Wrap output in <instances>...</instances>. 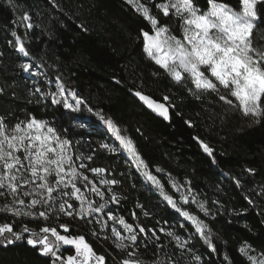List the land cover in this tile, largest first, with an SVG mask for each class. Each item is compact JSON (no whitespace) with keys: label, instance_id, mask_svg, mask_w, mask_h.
Instances as JSON below:
<instances>
[{"label":"trees","instance_id":"obj_1","mask_svg":"<svg viewBox=\"0 0 264 264\" xmlns=\"http://www.w3.org/2000/svg\"><path fill=\"white\" fill-rule=\"evenodd\" d=\"M14 3L15 7L0 0L3 53L0 88L4 89L0 94V115L10 125L30 117L47 121L63 138L72 141V150L85 157L92 155L93 159L87 160L89 168H105L108 179L120 181L112 186L119 203L109 198L106 210L123 216L134 226L145 227L148 235L140 233L137 243L146 264H152L153 260L170 264L169 257L178 264H198L193 253L202 257V264H229L225 254L231 264H248L238 251L245 241L258 252H264V195H260L264 188V122L250 126V120L238 111L226 110L227 106L215 94H205L197 100L187 89L175 84L144 53L141 29L150 31V25L125 0H14ZM24 12L31 18L28 21L33 24L31 29L25 27L28 22L20 20ZM157 14L161 23L170 24L175 32L176 22ZM13 31L24 40L29 57H24L18 46L14 47ZM262 36L264 33L256 39L259 41ZM25 62L32 63L42 75L27 76L19 67ZM56 82H63L87 102L80 113H72L79 119L69 121L65 115L69 110L53 104L45 95L56 91ZM137 90L164 103L167 102L163 96H169L175 105L169 108L170 119L150 112L135 97ZM88 107L112 119L135 142L148 170L178 203L182 204L180 196L187 194L188 187L193 190L191 195L204 203L208 214L200 211L198 204L183 207L208 224L216 252L195 234L191 223L183 222L158 189L146 183L123 153L102 146L108 142V135L100 130L99 117L87 112ZM187 121H191V126ZM200 140L214 149L212 156L203 151ZM248 168L255 172L249 173ZM237 179L241 182L239 186ZM173 183L184 187L177 191ZM246 197L254 201V207ZM96 201L102 202L97 197ZM3 204L4 198L0 197V207ZM3 222L12 223L17 231L24 224L36 231L45 225L56 226L63 234L66 233L58 225L67 223L73 235H85L97 253L106 256V264H121L125 257L111 240L90 235V229L99 232L94 223L85 224L65 215H60L58 221L54 216L44 221L0 212V223ZM161 228L188 236L193 253L179 249L174 239L167 236L168 231H160ZM153 231L159 237L155 243ZM28 235L24 233L25 239L7 248L0 246V264H50L49 258L27 244ZM159 245L164 247L158 248ZM62 251L73 253L70 247Z\"/></svg>","mask_w":264,"mask_h":264},{"label":"snow or ice","instance_id":"obj_2","mask_svg":"<svg viewBox=\"0 0 264 264\" xmlns=\"http://www.w3.org/2000/svg\"><path fill=\"white\" fill-rule=\"evenodd\" d=\"M7 2L15 7L14 0ZM125 2L150 25V31L141 29L144 53L175 84L187 89L197 100L202 99L205 94H215L219 101L227 106L226 110L238 111L242 117L250 120V126L264 122V36L259 41L256 39L257 35L264 33V0H125ZM153 7L156 12H153ZM157 13L176 22L175 32L170 24L161 23ZM30 19L27 12L20 17L22 22H28ZM25 27L31 29L33 24L28 22ZM81 27L83 28V25ZM12 35L15 37L14 47L18 46V51L24 57H29L30 52L25 47L22 37L15 31ZM0 56H3L2 52ZM19 67L30 75H42L34 70L32 63H21ZM59 79L57 77L58 81ZM116 82L120 83L119 80ZM3 92L4 89L0 88V94ZM45 95L51 98L53 104L62 105L69 110L65 114L69 121L79 119L72 113H80L81 106L87 104L83 97L67 88L63 82L57 84L55 92H48ZM134 95L148 109L165 120L170 119L169 108H174L175 105L171 103L169 96H163V101L167 102L164 103L140 90L135 91ZM87 112L93 113L103 121L119 141V149L126 153L136 169L138 171L143 169L142 175L145 179L159 190L160 195L172 209L191 223L195 234H198L208 248L216 252L217 248L212 241L208 224L199 215L183 207L190 203L198 204L200 211L208 214L209 210L204 203L191 195L193 190L188 187L187 194L182 193L180 196L182 204L178 203L173 195L165 191L160 179L148 170L149 166L139 153L135 142L123 134L118 124L100 112H93L91 107L87 108ZM187 123L191 126V121ZM199 143L203 151L212 156L214 149L203 140ZM71 146L72 141L63 138L56 128L45 120L30 117L10 125L6 117L0 115V197L4 198L0 212L10 213L14 217H30L37 220L43 218L44 221L52 219L53 216L58 221L60 215L79 219L85 224H92L95 221L100 225V232L93 228L90 229V235L96 239H100V234L109 227L107 220H101L96 215L103 213L113 222L111 235H104L103 238L111 240L115 249L125 253L121 264H146L141 258L137 243L140 233L148 235L145 227L138 224L134 226L123 216H113L111 210L104 213L110 201L119 203L118 194L113 192L112 186L119 184L120 181L104 178L107 172L105 168H89L82 161L84 159L91 161L92 155L86 158L75 156ZM102 146L111 152L118 151L116 147L110 148L108 144ZM83 170L100 176L99 184L105 188L101 189ZM157 171L162 169L157 168ZM247 171L254 173L255 169L248 168ZM78 183L103 202L98 203L86 195L82 187L77 186ZM240 183L237 179L236 184L239 186ZM173 187L179 191L184 185L178 186L173 183ZM106 193H112L110 201L105 199ZM260 195H264V188L261 189ZM246 199L249 205L255 206L252 199L247 197ZM242 211L246 212L247 209ZM132 215L135 216V213ZM144 215L147 216L148 213L145 212ZM117 224L122 227L117 228L115 226ZM58 227L66 234H61L56 226L48 225L36 231L24 224L22 229L17 231L12 223L3 222L0 223V246L7 248L25 239L24 233H29L27 244L36 249L41 256L49 258L50 264H106V256L98 254L85 235H73L67 223H59ZM160 231L164 229L161 228ZM125 232L127 235H124ZM166 234L173 237L179 249L193 253V248L189 247L190 239H182L171 231ZM152 236L155 237L152 243L159 240L154 231ZM66 246H70L73 254H65L62 251ZM143 246L146 248L147 244ZM238 251L248 264H264V252H258L246 241L239 246ZM193 258L198 264H202L200 255L193 253ZM168 259L170 264H178L171 257ZM224 259L231 264L227 254ZM152 264L164 262L153 260Z\"/></svg>","mask_w":264,"mask_h":264},{"label":"rangeland","instance_id":"obj_3","mask_svg":"<svg viewBox=\"0 0 264 264\" xmlns=\"http://www.w3.org/2000/svg\"><path fill=\"white\" fill-rule=\"evenodd\" d=\"M35 71H37L36 69H34ZM25 74L27 75V76H29V77H31V78H36L37 76H33V75H30L29 73H26L25 72ZM59 82H56V86H57V84H58ZM100 130H102V131H104V132H106L107 133V135H108V142H106V143H104V144H108L109 145V147L111 148V147H116L117 149H118V151H116V152H121V153H123L129 160H130V158L126 155V153H124L122 150H120L119 149V141H117L116 139H115V137L113 136V134L107 129V126L103 123V121H101L100 122ZM109 150V149H108ZM73 151V153L75 154V156H82V157H85L82 153H78V152H75L74 150H72ZM86 158V157H85ZM131 161V160H130ZM83 163H85V164H87V159H84L83 161H82ZM132 162V161H131ZM78 163H79V161H78ZM134 164V163H133ZM135 166V165H134ZM83 171H85V173L89 176V178L90 179H93V180H95L96 181V183H97V185L99 186V187H101V189H104L105 188V186L104 185H100L99 184V180H100V176H97V175H95V174H93V173H91L90 171H86V170H83ZM142 171H143V169H141L140 171H138L140 174H141V176L143 177V179L146 181V183L149 185V186H151V187H153V189L154 190H156V188H155V186H153L152 184H151V182H149V181H147L146 179H145V177L142 175ZM104 178H107V176H106V174H104ZM77 186H79V187H82V185L80 184V183H78V185ZM82 191H85V194L86 195H89L92 199H94V200H96V197L97 196H95L94 194H91V193H89L88 191H87V189H84L83 187H82ZM114 192V191H113ZM112 195V193H106V196H105V199L106 200H108L109 198H110V196ZM97 198H99V197H97ZM70 202H72V201H70ZM103 202V201H102ZM109 204V203H108ZM107 204V205H108ZM107 207V206H106ZM104 213H107V210H106V208L104 209ZM112 214V213H111ZM101 220H107V222H108V225H109V227H108V229H106V231L105 232H102L101 234H100V236H102V237H104V235H111V226L113 225V222L111 221V220H108V217H107V215H105V214H103V213H101V214H96ZM113 216H116V215H114V214H112ZM117 217V216H116ZM43 219V218H42ZM182 219H183V222H188V223H190L189 221H187L183 216H182ZM93 223H94V225H95V227L98 229V231L100 232V225L99 224H97V223H95V221H93ZM117 228H121L122 226H120V225H115ZM62 231H63V229H61ZM164 230H166V231H171V232H173V230H171V229H164ZM59 231V230H58ZM176 236H180L182 239H186V240H188L189 239V237L188 236H181V235H178V234H176L175 232H173ZM61 234H63V233H61ZM124 235H127V233L125 232L124 233ZM173 238V237H172ZM175 241V240H174ZM176 242V241H175ZM68 247H70V246H66L65 248H68ZM63 250V249H62ZM65 252V254H73V253H71V252H68V251H64ZM99 254V253H98Z\"/></svg>","mask_w":264,"mask_h":264},{"label":"water","instance_id":"obj_4","mask_svg":"<svg viewBox=\"0 0 264 264\" xmlns=\"http://www.w3.org/2000/svg\"><path fill=\"white\" fill-rule=\"evenodd\" d=\"M147 108V107H146ZM148 109V108H147ZM150 112H153L152 110L148 109ZM154 113V112H153Z\"/></svg>","mask_w":264,"mask_h":264}]
</instances>
